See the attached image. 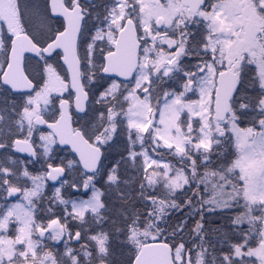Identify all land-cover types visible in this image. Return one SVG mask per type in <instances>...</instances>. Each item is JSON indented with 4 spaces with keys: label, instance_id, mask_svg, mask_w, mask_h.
<instances>
[{
    "label": "rangeland",
    "instance_id": "obj_1",
    "mask_svg": "<svg viewBox=\"0 0 264 264\" xmlns=\"http://www.w3.org/2000/svg\"><path fill=\"white\" fill-rule=\"evenodd\" d=\"M98 1L100 2L98 6L104 5L106 14H104L103 25H94L93 19L88 20L85 27L82 40V53L86 59L84 61L85 81L96 103L99 100L103 104L114 102L113 99L120 94L124 100L128 101L120 116L119 129L109 133L116 143L106 146L110 160L116 148H119L121 152H127L126 158L130 166L126 163V165L120 164V167H123L120 172L121 177L130 180L131 177L126 170L131 171V162L135 165L139 161L145 170L155 167L156 170H162L165 177L173 174L174 187L187 183L182 171L174 172L168 160L155 158L145 145L146 138L143 131L149 121L150 110L154 111L159 98L157 128L152 133V146L156 149L171 150L177 158L183 157L186 151H191L193 155L201 156L203 162H207L208 152L220 146L221 134L230 133L234 147L232 142L230 144L237 152L233 168L241 173V179L245 184V195L252 201L258 198V201L264 204V133L248 129L249 126L244 129L239 126L240 122L254 121L256 116L259 119V114L252 102L261 99L257 105L264 110V95L257 93L259 91L252 87V81L246 78L242 86L244 93L240 98L244 100L246 90L245 103L235 107L231 116L224 122L218 123L212 120L215 84L213 78L222 68V59L216 57L217 61L207 64L201 75L200 67L196 68L192 75V72H182L179 66H174L175 59H172L171 52L178 47V41L181 51H184L187 46L184 36L178 32L180 20L177 21V18L182 13L179 1L166 0L159 6L153 5L151 0ZM212 2V8L216 11H212L208 16L204 13L198 16L214 22L212 28L223 30L222 34L215 33V38L210 41L219 44L221 53H225L229 37L235 35L234 31L241 24V19L231 0H213ZM92 9L95 10L94 7ZM131 10H134V16L142 33V58L139 73L135 80L126 84V87L113 79L110 80L103 90L102 98L96 91V85L103 82L99 76L95 77L100 67L97 57L113 48L117 30L120 29ZM46 13L42 0H0V74L2 64L6 62L11 37L21 31L27 33L28 30L36 40L43 41L48 36L49 28L57 29L55 26L59 22L47 17ZM158 17L163 18V34L150 24V21H155ZM225 17L231 24H228ZM38 19H42V26L37 25ZM182 20L184 24L189 22L185 14ZM154 35L158 38L153 41ZM239 38L242 42L238 51L233 49V57H237L235 69L242 61L247 65L251 64L256 70L263 89L264 60L257 54L255 56L254 53H250V38L248 40L242 36ZM251 46L256 51L253 42ZM245 49H247L245 51L248 53L247 57L240 58L239 52ZM161 64L163 68H159ZM25 72L38 85L33 94L21 98H8L0 89V264L30 262L32 264H114L122 252L121 249L131 255V235L120 248L116 241L110 238L108 232L104 231L105 193L117 190V184L121 182L118 171L111 169L112 160L107 167L105 179L98 182L94 177H88L90 178L88 179L87 176H81L75 159L68 151L56 149L54 138L47 132L45 134L33 132L34 146L39 153L35 162L19 157L6 146V143L15 137L30 135L32 119L36 114L48 121L54 120L58 113L57 100L65 94L70 96L67 81L57 70L54 58L43 61L27 60ZM191 82L193 85L189 87ZM146 87H149V93L141 94L140 91ZM114 105H116L115 102ZM120 107L122 109V104ZM94 110L93 106L89 116L81 118L83 119L81 124L87 129L85 135L93 138L96 143L102 136L103 129L100 127L98 131L93 124ZM259 124L264 128V119ZM252 133L254 136L250 138L249 135ZM49 165L61 166L66 171L64 180L56 186L49 185L46 179ZM5 180L21 190V196L15 202L8 203L5 198L8 188L3 184ZM96 181L102 185L103 192L96 188ZM73 186L79 189L78 193L71 190ZM85 188L89 189L87 194H85ZM129 190L131 192V185ZM247 208L248 205L245 204V212ZM41 216H43L41 219L47 222L59 217L67 224L65 231L67 228L68 230L62 242L54 237L53 240L50 238L51 244L53 243L49 248L50 262L47 260L35 263L31 261L34 254L38 252L39 259L43 254L41 248L44 241L36 236V232L34 237L38 217ZM262 220L264 222V216ZM183 223L180 225L182 226ZM256 224L257 218L253 216L246 222L247 228L253 231ZM11 226H15L16 232L13 239L1 233L9 232ZM77 231L80 233L81 240L76 242L73 240V235ZM182 254V247L174 251L173 258L178 262L177 264H181ZM247 255L257 258L260 264H264V230H262L260 244ZM127 258L131 263L130 256ZM235 258L236 256H232L229 260L233 264H244V262H237Z\"/></svg>",
    "mask_w": 264,
    "mask_h": 264
},
{
    "label": "trees",
    "instance_id": "obj_2",
    "mask_svg": "<svg viewBox=\"0 0 264 264\" xmlns=\"http://www.w3.org/2000/svg\"><path fill=\"white\" fill-rule=\"evenodd\" d=\"M84 18H87L85 22L94 19L97 24L101 21V12L85 7ZM96 73L99 74V69ZM243 84L241 78L234 107L241 105L239 93ZM156 111L154 107L153 118L144 133L145 145L157 158L168 160L174 172L182 171L187 183L174 187L173 174L165 177L162 170L151 167L145 170L139 161L135 165L131 162L130 180L121 177V163L111 166L118 171L121 182L117 190L105 193L104 231L120 248L131 235V255L121 249L114 264H129L127 257L132 260L139 245L149 240L164 241L173 250L182 247V264H233L229 260L232 256H236L237 262L256 264L246 254L260 240L262 225L257 221L253 231L247 228L246 222L251 216H259L260 206L245 195V184L232 168L236 154L228 134H221V144L208 152L207 162L191 152L177 158L169 151H156L152 147ZM98 115H101L98 119L101 124L103 113Z\"/></svg>",
    "mask_w": 264,
    "mask_h": 264
},
{
    "label": "water",
    "instance_id": "obj_3",
    "mask_svg": "<svg viewBox=\"0 0 264 264\" xmlns=\"http://www.w3.org/2000/svg\"><path fill=\"white\" fill-rule=\"evenodd\" d=\"M185 5L196 10L203 5V0H183ZM48 9L52 18H62L64 28L53 40L42 50L45 56L54 50L62 53L61 62L67 69L70 89L74 93L73 109L78 114H84L88 95L84 91L81 82L80 62L77 54V43L81 31V7L76 6L68 9L63 0H48ZM161 21L159 20V25ZM139 43L136 39V31L133 23L127 21L118 32L114 50L105 55L102 72L122 81L132 79L137 68V54ZM41 49L35 45L26 35H17L11 41L8 66L2 75V83L12 92L31 91L33 84L27 79L23 72L22 63L26 54L37 56ZM237 86L236 76L225 71L219 73L214 95L215 118L223 120L228 111L230 100ZM61 114L54 123H47L46 127L55 135L59 147H68L77 156L81 168L85 172L94 173L99 165L101 153L98 149L91 147L82 135L77 131L72 133L70 116L68 114V103L60 102ZM34 123L44 125L41 117L34 119ZM14 149L30 158L35 154L30 144L25 141L16 140ZM63 176L61 168H49L48 179L57 183ZM19 191L10 190L8 199H14ZM56 222L51 227H56ZM131 264H175L172 259L171 247L163 242H151L143 244Z\"/></svg>",
    "mask_w": 264,
    "mask_h": 264
},
{
    "label": "flooded vegetation",
    "instance_id": "obj_4",
    "mask_svg": "<svg viewBox=\"0 0 264 264\" xmlns=\"http://www.w3.org/2000/svg\"><path fill=\"white\" fill-rule=\"evenodd\" d=\"M237 1V7L240 5V11H238V15L241 19V24L239 25V27L236 29V31H234V36L229 37L228 40V44L226 46L225 49V53L223 55V58H219L222 59V67H235L236 63H237V57L234 56L233 57V49L235 48L236 51H238V48L241 45L242 39L239 38V36H242L245 40H248L249 37L251 36H255V35H260L263 36L264 35V0H236ZM160 4H157L155 6H159ZM209 6H207L205 8V11L203 12L206 16H208L209 14H211V12H215L216 10H213V8H211L210 4H208ZM182 13L179 16V20H180V25H182V27L185 28L187 33L192 34L193 36H195L196 38L199 37L198 39V60L199 63L201 62H205L206 65L207 64H211L217 61V55L221 53V46L217 43H213L210 40L215 38V33L218 32L219 34L223 33V30L221 28L215 29L212 28V26L214 25V22H212L211 20L204 18H198V15H200V13H198L195 18L191 17V20H194L193 22L189 23L186 27L184 24L182 17L183 14H185V10L184 8H181ZM187 10V9H186ZM188 11V10H187ZM226 21L228 22V24H231L229 19H227L225 17ZM164 30H161L160 33L163 34ZM149 35V34H148ZM155 36V35H154ZM153 36V41L157 40V37L155 38ZM219 43V42H218ZM31 59V57H27V60ZM45 59H41L40 61H43ZM241 65V64H239ZM159 68H163L162 64L160 65ZM203 69L200 70V72H202ZM261 117L259 115V119L255 118L254 121H251L250 123H248L247 121L243 122L244 127H248V129H254L255 131H257L258 133H264V128L261 126V124H259V122L261 121ZM259 129V130H258ZM254 136V134H250L249 137L252 138ZM1 147V146H0ZM96 188L98 189V184H95ZM76 188L73 186L72 190ZM78 190H73L74 193H78ZM7 193V192H6ZM6 198V195H5ZM43 216L38 217V225L36 227V236L40 238L39 234L44 233V230L48 224L47 221L42 220ZM58 218V217H55ZM54 218V219H55ZM59 219V218H58ZM61 223L63 224L64 228L65 226H67L66 223H64L63 221H61ZM15 226H11L10 227V231L9 232H1L4 236H9L10 239H13L16 236V232H15ZM68 230V228L66 229V231ZM64 229V233L66 232ZM35 232H34V237H35ZM53 234H44L43 238H40L42 241H44V245L41 248V251L43 252V254H41V259H39L40 255L38 252H36L34 254V258L31 259V261L35 262V263H39V262H46L47 260L50 262V258H51V253H49V248L51 247V241L50 238L53 240V237L55 239L60 240L61 242L63 240H65V237H61V238H56V236ZM80 234V233H79ZM1 236V234H0ZM48 238V240H47ZM79 239L81 240V237L79 235L78 239H75V237L73 236V240L74 241H79ZM28 264H32L31 262ZM44 264H48V263H44Z\"/></svg>",
    "mask_w": 264,
    "mask_h": 264
},
{
    "label": "snow or ice",
    "instance_id": "obj_5",
    "mask_svg": "<svg viewBox=\"0 0 264 264\" xmlns=\"http://www.w3.org/2000/svg\"><path fill=\"white\" fill-rule=\"evenodd\" d=\"M42 24H43L42 19H38L37 20V25L38 26H42ZM100 75H101V78H102L103 82L96 85V91L103 98V90L107 87L109 81L112 80L113 77L110 74H107V73H104V72H101ZM94 83H95V81H94ZM153 91H155V90L153 89ZM123 103L127 104L128 101L125 100V101H123ZM157 103H159V98H157ZM85 115H87V113H85ZM109 143H112V142L110 141ZM110 163H111V161H110ZM94 183H95V181H94ZM73 190L75 191V190H78V189L74 188ZM84 191H85V194H87L89 189L85 188Z\"/></svg>",
    "mask_w": 264,
    "mask_h": 264
}]
</instances>
